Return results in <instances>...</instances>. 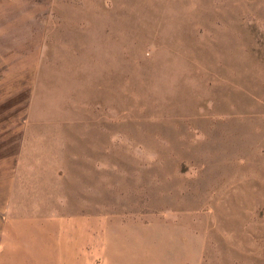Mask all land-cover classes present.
<instances>
[{
	"label": "rangeland",
	"instance_id": "rangeland-1",
	"mask_svg": "<svg viewBox=\"0 0 264 264\" xmlns=\"http://www.w3.org/2000/svg\"><path fill=\"white\" fill-rule=\"evenodd\" d=\"M18 217L58 264H264V0H0V253Z\"/></svg>",
	"mask_w": 264,
	"mask_h": 264
},
{
	"label": "crops",
	"instance_id": "crops-1",
	"mask_svg": "<svg viewBox=\"0 0 264 264\" xmlns=\"http://www.w3.org/2000/svg\"><path fill=\"white\" fill-rule=\"evenodd\" d=\"M58 227L56 220L49 218L18 217L8 220L3 226L5 236L0 264H27V253L28 256H35L31 259L36 261L35 264H58V240L61 237L58 236Z\"/></svg>",
	"mask_w": 264,
	"mask_h": 264
}]
</instances>
